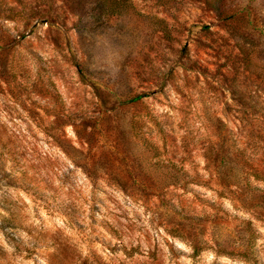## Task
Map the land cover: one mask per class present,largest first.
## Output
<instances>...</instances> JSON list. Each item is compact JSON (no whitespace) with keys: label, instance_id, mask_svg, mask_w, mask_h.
<instances>
[{"label":"rangeland","instance_id":"rangeland-1","mask_svg":"<svg viewBox=\"0 0 264 264\" xmlns=\"http://www.w3.org/2000/svg\"><path fill=\"white\" fill-rule=\"evenodd\" d=\"M0 264H264V0H0Z\"/></svg>","mask_w":264,"mask_h":264},{"label":"trees","instance_id":"trees-1","mask_svg":"<svg viewBox=\"0 0 264 264\" xmlns=\"http://www.w3.org/2000/svg\"><path fill=\"white\" fill-rule=\"evenodd\" d=\"M258 176H256V178H257Z\"/></svg>","mask_w":264,"mask_h":264}]
</instances>
